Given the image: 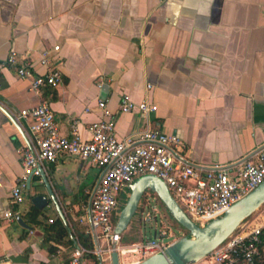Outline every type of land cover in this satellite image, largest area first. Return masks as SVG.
Masks as SVG:
<instances>
[{
	"label": "crops",
	"instance_id": "1",
	"mask_svg": "<svg viewBox=\"0 0 264 264\" xmlns=\"http://www.w3.org/2000/svg\"><path fill=\"white\" fill-rule=\"evenodd\" d=\"M24 65L59 84L32 92ZM0 80V264H69L83 238L98 249L84 207L102 170L64 155L43 167L56 203H32L35 189L48 195L41 176L14 205L29 142L20 113L48 105L63 136L76 123L89 140L102 101L119 140L158 131L202 171L233 172L264 149V0H0ZM125 98L157 111L122 113ZM260 252L264 263V237Z\"/></svg>",
	"mask_w": 264,
	"mask_h": 264
},
{
	"label": "built area",
	"instance_id": "2",
	"mask_svg": "<svg viewBox=\"0 0 264 264\" xmlns=\"http://www.w3.org/2000/svg\"><path fill=\"white\" fill-rule=\"evenodd\" d=\"M55 50L59 51V48ZM15 61L13 55L9 63L15 65ZM17 72L21 79L30 80V90L34 93H39L45 86L56 87L60 82L57 72L34 77L29 65L18 68ZM99 109L107 120L90 126L89 140L80 137L76 123L72 136H63L48 105L24 110L19 117L28 124L29 142L21 151L24 174L12 191L14 205L24 204V192L30 178L41 177L45 165L57 163L64 155L89 162L102 170L88 206L84 207L90 219V233L99 243L98 249L91 252L78 247L69 264H84L88 255L99 257L101 264H112L113 253L119 255L120 264H138L163 253L171 245L158 240L124 244L123 235L116 233V217L121 213L118 210L125 198L128 201L131 186L144 176L151 175L164 181L175 200L192 218L188 217L201 228L222 218L233 205L264 182V149L253 160L238 165L233 172L219 167L204 172L182 156L183 146L176 137L148 131L119 140L107 105L101 101ZM135 110L148 115L156 112L157 107L146 102L137 105L127 98L122 101V113ZM257 215L254 222L244 223L208 258L210 264H264L260 252L264 237V207ZM14 217L13 212L5 214L6 219Z\"/></svg>",
	"mask_w": 264,
	"mask_h": 264
},
{
	"label": "water",
	"instance_id": "3",
	"mask_svg": "<svg viewBox=\"0 0 264 264\" xmlns=\"http://www.w3.org/2000/svg\"><path fill=\"white\" fill-rule=\"evenodd\" d=\"M42 178L48 195L43 189H35L37 195L32 198V203L39 210L46 209L50 205V200L56 201L47 177L43 174ZM32 179L33 177L28 183L29 190H31ZM130 190V197L117 221L116 233L118 235H124L128 231L148 193L156 195L181 229L187 232L186 236L172 243L163 253L149 257L138 264H200L223 246L244 223L264 207L263 182L245 199L233 205L222 218L201 228L188 217L170 193L166 183L158 177L144 176L138 179ZM111 262L120 264L117 253L112 254Z\"/></svg>",
	"mask_w": 264,
	"mask_h": 264
},
{
	"label": "rangeland",
	"instance_id": "4",
	"mask_svg": "<svg viewBox=\"0 0 264 264\" xmlns=\"http://www.w3.org/2000/svg\"><path fill=\"white\" fill-rule=\"evenodd\" d=\"M126 203L127 200L125 198L118 210V213L122 211ZM183 209L187 215L191 217L190 213L184 207ZM257 216L258 215L256 213L247 222H254ZM118 218L119 216L116 217V221H118ZM186 235L187 232L178 226L177 222L171 217L157 196L148 193L130 228L126 233H124L123 243L132 244L143 241L146 244L149 240H158L168 245Z\"/></svg>",
	"mask_w": 264,
	"mask_h": 264
},
{
	"label": "trees",
	"instance_id": "5",
	"mask_svg": "<svg viewBox=\"0 0 264 264\" xmlns=\"http://www.w3.org/2000/svg\"><path fill=\"white\" fill-rule=\"evenodd\" d=\"M154 195V194H153ZM58 225H60V226H62L63 224H58ZM179 226V225H178ZM180 227V226H179ZM181 228V227H180ZM82 241H83V243L85 244L84 246L87 248V249H89V250H92L93 249V241L92 240H90L89 238H87V239H82ZM88 257V259H90V261H91V264H101V261H100V259L97 257V256H95V255H89V256H87Z\"/></svg>",
	"mask_w": 264,
	"mask_h": 264
}]
</instances>
